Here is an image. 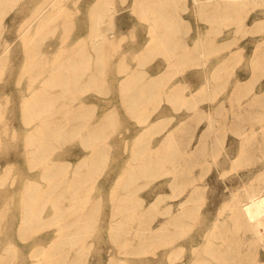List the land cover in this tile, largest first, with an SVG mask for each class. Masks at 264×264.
I'll return each instance as SVG.
<instances>
[{"label":"rangeland","instance_id":"1","mask_svg":"<svg viewBox=\"0 0 264 264\" xmlns=\"http://www.w3.org/2000/svg\"><path fill=\"white\" fill-rule=\"evenodd\" d=\"M59 1L55 8L62 9L61 13L51 24V26H58L57 29L55 32L46 29L47 31L44 30V34H40L41 37L37 36V39L34 31L26 35L24 31L30 20V23L36 20L34 15L39 12L36 10H42L45 6L43 3L49 4L52 0L50 2L48 0H9L1 7L3 15H0V56L6 47V40L10 43V48L0 60V250L6 246H11L13 249L16 247L17 250L16 255L13 251L10 253L4 264H32L37 259L41 264H46L42 248L48 247L57 235L54 226H44L39 220L27 226L21 225L24 189L29 179L41 180V161L36 151L32 149H36L39 144L28 143V133L32 127L26 123L24 99L31 95L33 89L43 87V81L49 73L51 74V71L53 72L52 69L60 76H63L61 72L70 70L69 67L72 66L68 67L66 63L69 58H74L76 62L80 60L81 68H84L83 61L87 62L86 66H89V53H91L90 58L92 56L89 71L93 73V76L90 77L88 70L84 74L83 70L81 72L73 66L70 70L71 74L75 73L76 69L78 73L81 72L80 76L71 81L75 83L74 89L71 87L73 92L70 90L64 96L71 93L70 95L61 96L59 103L61 116L63 114L61 109L64 106L61 104H64L65 100L72 110L79 111L78 114L81 115L78 119L71 120V124L75 125L69 126L70 131H67L61 140L49 144L48 153H50V159L71 161L73 170L76 164L92 151L86 147L88 138L91 136L93 139L96 136L98 140L93 143H100L97 144L101 147L102 154L96 157L94 174L91 178H87L84 185L88 186V189L92 185L93 200H97L101 195L102 203L97 206L92 225L87 230L86 234L89 236L85 234L86 237L79 244L80 247L77 246V251L81 253L77 254L75 251L77 248H74L75 252L72 250L71 254L57 257L65 259V262H53V264H111L115 260L118 262L123 260L120 262L123 264L125 262L126 264H197L196 260L201 257L202 263L205 259L217 261L212 255L207 256L203 252L208 242L205 240V233L208 232L212 222L215 226L223 221H226L234 242L224 247L232 250L233 257L240 260L237 263L250 264L254 259H258L264 264V246L259 241L253 243L249 233H247V239L244 238L245 230L236 228L239 223H235L232 209H227L233 196L251 184H257L260 181L259 176L264 172V43L259 46L260 41L264 39V0L247 6L245 9L247 11L232 10L229 14L216 16L201 13L199 6L193 0H175L169 1L170 3L160 0L146 1V3L143 2V8L142 2L138 4L137 0H105L101 4L103 7L99 6L100 10H97L99 12L96 11L98 18L100 14L107 15L104 17L102 26L108 31L109 39L107 38L104 42L102 51L91 47L93 37L88 38L92 25L90 15L94 14L91 6H94L97 0ZM146 11L151 12L146 14ZM160 13L162 16L170 14L172 19H167L170 22L158 21L157 18L162 17ZM63 22L65 25H62ZM170 23L173 28L167 33L168 41L172 47L174 46L173 50L178 49L175 50L177 55L164 51L166 47V50H170L169 46L165 47L162 43L160 44L163 46L162 49L159 44H156L157 48L153 43L154 36L158 35L156 32L163 35V32L171 27ZM111 29H114L113 33H109L112 32ZM199 37L204 41V44L203 41L200 42L201 46L196 44ZM28 41L32 44L26 43ZM85 43V47L81 48V45ZM199 48H205L203 55L198 54ZM170 56L173 59H170ZM226 56L228 57L225 58ZM31 61L33 65H29ZM215 67L217 73L214 74ZM136 69L138 71H135ZM133 72L135 75L131 78ZM57 78L59 80V77ZM56 79L55 85L48 86L46 93L62 89V85ZM132 79H136L134 80L136 84ZM33 80L34 86H31ZM122 80L124 83L121 82ZM206 86L215 89L214 91L211 89L210 93H204ZM131 90L144 91L145 105L143 104L142 107L144 111L141 109L143 116L138 115L141 111L133 113L127 108L125 92ZM170 90L172 93L169 94ZM111 111L115 113L112 124L98 128L97 123ZM198 114H202L201 120L197 119ZM146 116L150 119L149 122L160 119L166 122L162 124L163 126H159L160 128L152 129L145 138L148 142L138 146L148 144L159 146L163 143L166 133L168 135L169 131L177 132L179 140L174 146L179 149L178 152H183L179 159L175 158V160L176 162L181 160L182 164H192L184 166L185 172L183 170L182 178L185 177L183 175L187 177L184 181L182 180V183L193 180L188 183L189 187H199L201 192L195 202L199 205L198 208L191 209L192 213L189 216L184 215L185 221L190 223V225L188 223L190 228L184 222L179 224L178 228L176 225H171V229L178 230L170 231V229L164 232V234L167 233V237L163 235L164 237L159 238L160 241L157 240L159 242L153 243L155 245L148 242L145 247H139L137 243H133L128 247L122 244L124 236L110 228L113 220L111 211L114 210L112 204L119 200L117 194L120 196L129 193L132 196L134 193L133 199L137 201L141 198L146 204H150L161 193L159 205L150 212L153 219L150 217L149 222L154 226L161 224L168 216H175L178 201L189 194L186 191L181 197L175 198L179 189H175L171 183L173 173L168 172L169 168L173 169L171 161L169 164L166 163L168 165L165 164L159 172L152 173L154 179L151 174L135 176L129 189L121 188L124 173L128 168L127 164L134 157L136 138L147 125V122H143ZM182 119L186 123L177 129ZM211 120L215 124L216 136L211 134L210 141L205 143L210 150L196 151L194 149L196 146L204 145L207 133L204 129ZM80 132L81 135L84 134L82 137ZM255 135L256 138H254ZM100 139L102 140L99 141ZM191 150L196 151L197 154L192 156L191 154L194 153ZM175 160L172 161L175 162ZM85 193L82 192V194ZM167 209H170V214L166 212ZM91 229L93 233L90 232ZM170 236L173 239L175 236L174 242L173 240L169 242L172 239ZM234 239L238 240L237 248ZM167 242L169 245L166 244ZM217 243L223 244L221 239ZM118 245H122L121 251ZM148 246L150 249L146 251ZM195 250L201 251L200 254L198 255ZM211 264H217V262Z\"/></svg>","mask_w":264,"mask_h":264},{"label":"bare ground","instance_id":"2","mask_svg":"<svg viewBox=\"0 0 264 264\" xmlns=\"http://www.w3.org/2000/svg\"><path fill=\"white\" fill-rule=\"evenodd\" d=\"M8 1L9 0H0V15H3L1 7L3 5H5L4 3L8 2ZM48 1L50 2V0H48ZM58 1L59 0H52V2L49 4L43 3V5L45 4L44 8L42 10H40V9L36 10V12L39 11L35 15L33 14L35 16L36 20L33 21V18H31L33 22L30 23L31 20L29 21L28 26H27L26 30L24 31V34L26 35L29 32L34 31V34H35L36 39H37V36L41 37L40 34H42V33L44 34V30H46V29L47 30L51 29L52 31L55 32V30L57 29L58 26L57 27L51 26V24L55 20H57L56 18L58 15H60L61 10H62V9L56 10V8H55L57 3L60 2V1L59 2ZM137 1H139L138 4L139 3L141 4V2L143 4V2H145V3H146V1H152L153 2L154 0H137ZM160 1L161 2L162 1H166V2L168 1L169 2V1H175V0H160ZM193 1L195 4H197L199 6V8H200L199 11L201 13H204L208 16H213V15L216 16V15H222V14H229L232 10L236 11V12L237 11L243 12L245 9H247V6L253 5L256 3L258 4V2L262 1V0H193ZM104 2H105V0L95 1L94 6H91L92 12L94 14L89 13V14H91L90 16H92L91 17V24L92 25L90 27L91 29H90V32L88 34V38L93 37V39H91L92 40L91 47H93L94 49H96L98 51L103 50L102 49L104 46L103 44L108 38V35H107L108 31H106L105 27H104L105 29H103V26H102V23H104V21H105L104 17H106L107 15L101 16V14H100L99 18L96 15V13L99 12L97 10H100L99 6L101 4H103ZM156 2H157V0H156ZM158 5H162V4H158ZM198 6H197V8H198ZM101 7H103V6L101 5ZM141 7L143 8L144 4ZM150 8L151 7L149 6V9ZM156 8H157V6H156ZM168 8H170V4H169ZM147 9H148V6H147ZM152 9L154 11V7ZM144 10H145V8H144ZM158 10L160 11V9H158ZM170 11H171V9H170ZM245 11H247V10H245ZM150 12L146 11V14L150 13ZM153 13H155V11L152 12V14ZM157 13H159V12L157 11ZM105 14H107V13H105ZM143 14H144V12H143ZM166 14H168V12H166ZM160 15H161V13H160ZM144 17H146L145 14H144ZM154 19H155V16H154ZM157 19H158V21L167 22V21H169L167 19H172V18L170 17V14H169V15H164V16L157 18ZM214 19H215V17H214ZM63 24H64V22L62 23V25ZM159 25H161V24H159ZM164 25H165V23H164ZM166 25H167V23H166ZM170 25H171V27H168L169 30L166 29L167 27L165 26L166 31L163 32V35H159V32H156V33H158V35L154 36V38H153V43H155V45L153 43L152 44L154 46H156V44H159V47H160L161 46L160 44L163 43L164 44L163 46H165V47L169 46L170 47V50L169 49L166 50L167 47L164 48L165 49L164 51L166 53L168 52L171 55L174 53L175 55H177L175 53V50L177 48L175 50H173L174 46L172 47L171 46L172 44L169 43V41H168L169 34H167V33L170 32L173 28L171 23H170ZM162 26H161V28H162ZM111 27H113V25H111ZM156 28H154V29H156ZM175 28H177V27H175ZM51 30H49V31H51ZM111 31L112 32H109V33H113L114 29L113 30L111 29ZM152 33H154V31ZM156 33H154V35ZM170 35H172V34H170ZM24 36H22V37H24ZM35 36H33V37H35ZM27 39H28V37H27ZM81 39H82V37H81ZM81 39H79V40L82 41ZM199 39L196 42V44L200 45V42L203 40H201V38H199ZM262 40L263 41H260L259 46L262 43H264V39H262ZM80 41H79V44H80ZM111 41H113V40H111ZM26 43H31V42L28 41ZM86 43L84 45L82 44L81 48L82 47L84 48ZM203 44H204V41H203ZM27 45H29V44H27ZM5 46L6 47L0 56V60H1V58L3 59L5 54L9 51L10 43L7 40L5 41ZM163 46H161L162 49H163ZM225 48H223V49H225ZM203 49H205V48H203ZM79 50H80V48H79ZM103 54H104V51H103ZM203 54L204 53H202V55ZM90 55H91V53H89V59H88L89 66H86L87 62L85 63V61L82 60L84 62L83 63L81 61L84 68L80 67V60L76 62L74 58L73 59L69 58V60H68L69 62L67 61L66 63H68V67L69 66H72V67L75 66L74 68L77 67L76 69H79L81 72L83 70L84 74H86L87 70L89 71L91 69L90 60H91L92 56L90 58ZM100 57L103 58L102 56H100ZM171 58L172 57L170 56V59ZM95 59H97V57ZM170 59H169V61H171ZM173 61L176 62L175 60H173ZM179 62H181V61H179ZM60 63H58V64H60ZM170 64H172V63H170ZM29 65H33V62L31 61L29 63ZM219 66H217V67H219ZM30 67L32 68V66H30ZM72 67H69L70 70L72 69ZM69 68H66V69L68 70ZM76 69H75V73H72V74H71L70 70L65 71V72L63 71L64 73H62L61 71H58V72H61V75L63 74V76L56 74L57 72L54 73V69H52L53 72L51 71V74L49 73V75L45 78V81H43V83H44V85H42L43 87H41L40 89H37V88L33 89V92L31 93V95L27 96L24 99V103H23L24 109L26 111V115H25L26 116V123L32 127V129L28 133V138H27L28 143H30L31 145H36V143L39 144V146H37L36 149H34V148H32V149L36 151V153L38 154L40 161H41V163H40V165H41V174H40L41 180H37V179H29L28 180V184L26 185V187L24 189V194L22 196V198H23L22 209L23 210H21V211L23 212V214H22L21 225H22V227L27 226L31 222H33L35 220H39V221L43 222L44 226H49V227L54 226L56 228L57 235L52 239V242L49 244L48 247L42 248V255L44 256V262L46 264H53V262H56V263L65 262V259L57 258V257L59 255L62 256L65 254H71L70 252L72 250L74 251V248H77V246L83 242L84 237L89 236L86 234L87 230L92 225L93 217H94L96 208H98L97 206L100 203H102L100 200L101 195L99 196V198H97V200L96 199L93 200L94 196L91 193L93 186L92 185L89 186L91 189L90 188L88 189V186L84 185V183L87 181V178H91L92 175L94 174V171H95V164L94 163L96 161V157L101 153V147L98 145L100 143H98V142H96V144L93 143L96 140H98L96 136H94L93 139L91 136L88 138V140H87L88 144H86V147L92 149V151L89 154H87V156L84 157L79 163H77L76 164L77 166L73 170L71 169V165H72L71 161H69V160L61 161V160H56L53 158L50 159L49 158L50 153H48L49 144H52L55 141L61 140V138L67 133V131H70L69 126L74 124V123L71 124V120L78 119V117H80V115H81V114H78L79 111L77 112L76 110H72V107H70L67 103H65L66 100H65V102L63 100L64 104H61V106L64 105L63 108L61 109L62 113H63L62 116L59 114V112H60V108H59L60 104L59 103H60L61 96H64V95H66V93L70 92V90L72 89L71 87H73L74 86L73 84H75L71 81L73 79H78V77L80 76L79 74L81 72L78 73L79 71L77 70L78 71L77 72ZM135 71H138V70L136 69ZM160 73H162V72H160ZM88 74L90 75V77L93 76V73H91V72ZM99 75L100 74H98V76ZM128 75H129V73H128ZM132 75H135L134 72H133V74H131V78H133ZM155 76H153L154 79H155ZM57 77H59V80ZM161 77H163V76H161ZM161 77H160V79H161ZM124 78H126V77H124ZM131 78H129V79H131ZM150 78H152V77H150ZM55 79L58 80V83L62 85V87H61V85L59 86L62 89L58 90L56 92L55 91L54 92L49 91L50 93H46L45 90L49 89L48 86L51 87V86L55 85ZM163 79H164V77H163ZM134 80H136V79H134ZM157 80H154V81L157 82ZM164 81H165V79H164ZM121 82L124 83L123 80ZM94 83H96V82H94ZM133 83L136 84V81H134ZM138 84H140V83H138ZM31 86H34V80H33V84L31 82ZM161 86L162 87L164 86L163 83ZM74 87H73V89H74ZM146 87H147V85H146ZM171 90H173V89H171ZM171 90L169 91V94H170ZM159 91L161 92V90H159ZM143 92L144 91L139 92V91L131 90L129 92H125L126 98H124L126 103H127L128 110H130L133 113H137V112L141 111V114H138L141 116H143L141 109H143V111H144V108H142L143 104H144L143 103V97H144ZM173 92H174V90H173ZM55 93H57V95ZM177 93H179V92H177ZM70 94H68V95H70ZM153 94H155V93H153ZM67 96H64V97H67ZM146 97H147V95H146ZM146 111L147 110L145 108V113H146ZM112 112H114V111L109 112L104 118L101 117L102 119L97 123L98 128L102 127V126H106V125L109 126V124H112L113 117L115 116L114 115L115 113H112ZM143 119H144L143 122H147L146 123L147 125L144 128L143 132H141L139 134V136L136 138V142H135V146H134V157L131 160V162H129V164H127L128 168H126V172L124 173V181H122L123 185L121 184L122 185L121 188H123L124 190L129 189L130 183L133 181V178L135 176L151 174V177H152V173L155 174V173L159 172L164 167V165L166 163L169 164V162L171 161L170 163H171V166H173V169H170V168L168 169V172L171 171L173 173V179L171 180V183L175 189H177V188L179 189L178 193L177 194L175 193L176 194L175 198L181 197L182 194L186 191H188L189 194L187 197L181 198L178 201V203H177V206H178L177 207V214L175 216H168V218L166 220L162 221L161 224H158L157 226L152 225L151 222H149V220L151 217L150 212H152L151 209L157 208V206L160 203V199H161V195H162L161 193H160L161 195L158 194L157 197H155V200L152 201L150 204H146L144 199H141V198H140L141 200L137 199V201L135 199H133L132 196L134 195V193L132 194V196L129 193H125V194H122L120 196L117 194V197L119 198V200L114 201L113 202L114 204H112V206H114L113 207L114 210L112 209L113 211H111L113 214L112 215L113 220L111 222L110 228L112 231H114L118 234H122L124 236L123 237L124 240H123L122 244H123V246H128V247H129V245H132L133 243H137L136 245H138L139 247H141V246L145 247V245L148 242H152V244L159 242L160 241L159 238L161 239V237L163 235H165V237H167V233L164 234V232H168V230L171 229L170 228L171 225H176V227H177V226H180L179 224L184 222V224L187 223V226H188L189 222L185 221L184 215L186 214L187 216H189L192 213L191 209L195 210L196 208H198L199 205L195 204V202L197 201V198L199 197L200 192H201L199 187H194V186L192 188L189 187L188 183H191L193 180H191V182L185 181L184 183H182V180L184 181V178L187 177L186 175H183L185 177L182 178V173H183V170L185 169L184 166L185 165L191 166L192 164H189V163L182 164L181 160L179 162H178V160H177V162L175 160V158H178L179 156H181L182 155L181 152H183V151L178 152L179 149L176 146H174V144L177 143V141L179 140L178 136H177L178 135L177 132L169 131L170 133L168 132L169 133L168 135L166 133L167 136L165 135L164 141L162 140L163 143L159 146H150V144H148L146 146H141V145L138 146V144L148 142V141H145V138H146V135H148L152 131V129H155L156 127H159V126L161 127V125L165 124V122H166L165 120H162V119H160L158 121H154V122L153 121L149 122L150 119H148V116H146ZM84 123H86V122H84ZM183 123H186V122H185V120L182 119L181 122L179 123V125H177L178 126L177 129H179V126H181ZM92 125H93V123H92ZM214 125L215 124H213L212 120H211V122H209V126L207 127L208 130L206 133L204 145L202 147L196 146V148H194L196 151L197 150H201V151L210 150L209 147H207L205 145V143L210 141L209 140L210 135L215 133L214 132L215 131ZM87 126H89V125H87ZM94 127H96V126H94ZM72 128H73V126H72ZM91 128H93V127H91ZM164 128L165 127H163V129ZM182 128H183V126H182ZM79 129H81V128H79ZM87 129H88V127H87ZM104 129H105V127H104ZM80 131H82V130H80ZM96 132H97V130H96ZM77 134L78 133H76V135ZM100 134H102V133H100ZM80 135H81V132H80ZM83 135H81L80 137H82ZM85 135H86V133H85ZM254 138H256V135ZM104 139L105 138H103V140ZM81 140H83V139L81 138ZM101 140L102 139H100L99 141H101ZM214 140H216V139H214ZM105 141H104V143H105ZM211 142H212V140H211ZM244 148L247 149V147H245V146H244ZM194 149H192V150H194ZM243 149H242V151L244 152L245 149L244 150ZM196 151L195 152L192 151L194 154H191V155L193 156V155L197 154ZM192 152H190V153H192ZM245 153H247V152H245ZM240 155H241V153H240ZM173 159L175 160V162L172 161ZM187 159H186V161H187ZM168 164H166V165H168ZM6 170H8V169H6ZM187 171H189V169ZM184 172H185V170H184ZM187 173H189V172H187ZM259 177H260V181L257 184H251L248 188H244L243 191H238L233 196V198L230 201L227 209H232L234 221H235V223H239V226H236V228L237 229L243 228V230H245L244 231L245 232L244 238L246 237V239H247V236H248L247 233H249V238H251V240L254 241L253 243H255V241L258 243V241H259L264 246V172ZM152 178H150V179H152ZM145 179H147V177H145ZM185 180H187V179H185ZM146 181H148V179ZM136 182H138V181H136ZM85 191H87L88 193L87 192L85 193ZM82 192L85 194H82ZM100 209H101V207H100ZM170 209L172 210V208H170ZM170 209H167V211H166L168 214L171 213ZM183 209H184V212L182 213ZM100 212L101 211L99 210V213ZM99 213H97V214L99 215ZM98 215H96V216H98ZM151 219H153V218L151 217ZM189 225H190V223H189ZM188 227L190 228V226H188ZM173 228H175V226ZM182 228H185V227H182ZM172 230L173 229H171L170 231H172ZM176 230H178V229H176ZM207 231H206L207 233H205L206 234L205 240H207L208 242L206 243L207 246L203 252L207 256L212 255L213 259H215L217 261H211V259H205L204 263H202V262H200V260H202V257H201V258H198V260H196L197 261L196 263L197 264H211L212 262H217V264H238L237 262H239L240 260L238 261V260H236V258L233 257L232 250L230 248L226 249L224 247L226 244L233 242L232 241L233 237L231 235L230 229L228 228V226L226 224V221L221 222V224H216L215 226H214V223L212 222L211 227ZM90 232L93 233L92 229ZM85 234H86V236H85ZM90 236H92V235H90ZM116 236H117V234H116ZM88 238L89 237H87V239ZM216 238H218V239L215 240ZM175 239L176 238L174 236V239L173 238L170 239L169 242L171 240H173V242H174ZM220 239L223 242L222 245H218V243H217L218 241H220ZM157 240H159V241H157ZM234 241H235V239H234ZM236 241H238V240H236ZM236 241H235V243H236L235 245L237 248V242ZM240 242H239V245H240ZM118 244H120V243H118ZM166 244L169 245L168 242ZM170 244H172V243H170ZM85 245H86V243H85ZM153 245H155V244H153ZM121 246H119V247H121ZM78 247H80V245ZM181 248H182V246H181ZM12 249L13 248L11 246H9V247L6 246L2 250H0V264H4L7 262V258L12 251H13V253H15V251L17 252L16 247H14L13 250ZM148 249H150L149 246L147 247L146 251ZM77 250H78V248L75 250L77 254L81 253V252H78ZM121 250H122V247H121L120 251ZM83 251H84V246H83L82 252ZM146 251H144V252H146ZM153 252H155V251H153ZM196 252L199 255L201 251L198 250ZM76 253H74V255ZM16 254L17 253H15V255ZM241 255H242V253H241ZM194 256H195V254H194ZM195 259H197V258L195 257ZM115 261H117V260H115ZM121 261H123V260H121ZM121 261H119V262L117 261V263L115 262V264H123V263H120ZM114 262L111 264H114ZM251 263L252 264H263L258 259H254V261ZM32 264H41V263H40V260L37 259L34 262H32ZM125 264H126V262H125Z\"/></svg>","mask_w":264,"mask_h":264},{"label":"crops","instance_id":"3","mask_svg":"<svg viewBox=\"0 0 264 264\" xmlns=\"http://www.w3.org/2000/svg\"><path fill=\"white\" fill-rule=\"evenodd\" d=\"M199 38H201V37H199ZM199 49H200V50H199ZM199 49H198V54H202V53H204V52H203V50H204L203 48H202V50H201V48H199ZM201 52H202V53H201ZM227 57H228V56H226L225 58H227ZM215 73H217V71H216V67H215V69H214V74H215ZM206 89H207L208 91H207ZM211 89H213V91H214L215 88H214V87L211 88V87H209V86H206V87L204 88V93H205V90H206L207 93H210V92H211ZM201 115H202V114H198V115H197V119H198V120H199V119L201 120ZM203 117H204V114H203ZM203 120H204V119H203ZM199 123H200V121L198 122V124H199ZM208 126H209V124H207V127H208ZM207 127L204 129V131H207V129H208ZM215 133H216V132H215Z\"/></svg>","mask_w":264,"mask_h":264}]
</instances>
